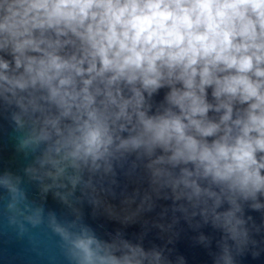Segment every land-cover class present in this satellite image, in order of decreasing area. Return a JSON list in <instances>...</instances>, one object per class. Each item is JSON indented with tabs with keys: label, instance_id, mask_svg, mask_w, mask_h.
Instances as JSON below:
<instances>
[{
	"label": "clouds",
	"instance_id": "9594fccd",
	"mask_svg": "<svg viewBox=\"0 0 264 264\" xmlns=\"http://www.w3.org/2000/svg\"><path fill=\"white\" fill-rule=\"evenodd\" d=\"M0 112L42 193L99 204L118 169H143L150 191L125 196L129 209L140 199L127 220L155 196L172 201L168 228L220 233L214 264L264 251V220L245 212L264 213V0H0ZM22 184L0 172L9 225L22 236L46 223L68 264H171L61 221Z\"/></svg>",
	"mask_w": 264,
	"mask_h": 264
},
{
	"label": "water",
	"instance_id": "95a60500",
	"mask_svg": "<svg viewBox=\"0 0 264 264\" xmlns=\"http://www.w3.org/2000/svg\"><path fill=\"white\" fill-rule=\"evenodd\" d=\"M166 89L154 97L156 102L163 99ZM30 161L24 153L18 149L16 133L6 112H0V172H12L23 180L22 187L26 190L29 200L37 204H43L46 212L53 211L61 221L73 220L79 217L81 221L90 226L96 234L105 240L117 233H122L125 239L132 242H142L146 248L153 246L164 249L165 255L171 264H178V258L183 257L185 264H214V255L218 251L217 241L220 233L210 225L194 229L183 218L170 228L173 214L169 210L162 217L166 209H170L171 200L153 196L154 207L151 211H142L131 220L126 217L135 210L140 203L139 197L128 208L122 201L125 196H131L139 191L141 196L145 191H150L149 184L143 169L133 175L125 174L118 169L116 175L115 195L101 193L99 204L89 202L87 197H82L79 202L67 206L59 199L54 198L53 193H42L35 182L29 181L25 174V168ZM77 197H81L79 191ZM7 203V193L0 191V264H68L67 259L59 246L60 238L54 235L43 224L38 228H31L24 235H20L18 229L8 223V213L4 208ZM112 207L114 215L109 212ZM246 215H251L257 224L264 220V213L252 211L246 208ZM179 214H177L178 216ZM164 224L165 230H161L158 224ZM203 234L209 237L211 243L207 246L198 239ZM264 240V233L255 237ZM264 248V244H261ZM236 264H264V251L253 258L250 252L238 256Z\"/></svg>",
	"mask_w": 264,
	"mask_h": 264
}]
</instances>
